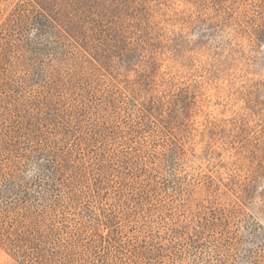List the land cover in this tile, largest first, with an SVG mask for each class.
Segmentation results:
<instances>
[{
  "label": "rangeland",
  "instance_id": "1",
  "mask_svg": "<svg viewBox=\"0 0 264 264\" xmlns=\"http://www.w3.org/2000/svg\"><path fill=\"white\" fill-rule=\"evenodd\" d=\"M35 7L0 0V69L12 83L0 88V133L16 126L5 120L9 106L13 120L44 109L30 102H44L49 88L38 74H47L61 108L81 110L72 124L80 139L109 117L118 135H135L110 141V150H141L137 164L121 157L111 174L134 182L128 199L82 197L61 221L106 234L92 214L112 216L118 264H264V0H108L109 12L94 18L100 26L86 23L92 31L80 39L39 34ZM101 141L94 153L85 146L88 160ZM1 148L5 171L24 164L27 146ZM17 175L31 196L0 201L1 233L13 237L43 192L33 168Z\"/></svg>",
  "mask_w": 264,
  "mask_h": 264
},
{
  "label": "trees",
  "instance_id": "2",
  "mask_svg": "<svg viewBox=\"0 0 264 264\" xmlns=\"http://www.w3.org/2000/svg\"><path fill=\"white\" fill-rule=\"evenodd\" d=\"M34 1L40 8L35 7L36 16L31 19L30 25L39 34L49 35L51 38L66 34L73 39H80L86 31H92V28L86 27V23L95 25L93 26L95 30L100 26L94 19L99 15L98 9L103 8L106 13L109 12L105 7L108 0ZM6 72L0 69V88L12 85L9 80L8 83L2 82L6 79ZM48 77L50 76L47 74H38V79L44 82V87L49 88L44 102L41 100L30 102L43 104L44 109L39 107L36 111L25 110V115L19 112L21 115L13 120L15 113H12L15 111L9 106L5 115L9 114L10 119L7 116L5 120L11 121L13 126H16L0 133L1 149L13 153L17 146L24 144L28 151L22 155L25 159L24 164L19 166V163H13L11 172L5 171L3 165H0V196L3 195L0 201L8 200L9 196H5L8 194L15 197L23 196L25 202H29L30 181H26V178L21 179L20 183L17 181V174L25 173L28 168H33L35 173L33 185L43 190L35 197L39 200L37 206L40 209L30 206L24 213L25 221L29 222V226L23 233L13 237L10 232L1 233L2 228H0V246L3 248L0 249V257L4 258L3 262L0 258V264H81L85 256L92 254L96 257L97 264H118L120 257L114 245L116 240L113 235L118 226L113 225L112 216L105 217L107 218L105 221L101 215L93 213L92 224L104 223L108 231L106 234L102 231L88 235L89 225H76L71 228L61 221L60 214L65 215L68 206L79 205L82 197L98 200L107 196L108 201H115L117 197L122 200L128 199L130 193H127V188L134 182L126 179L118 182L111 174L117 171L116 162H119L121 157H126L127 166H131L132 162V165L137 164L136 161L139 159L132 155L138 150H134V154L131 152L132 149L111 151L108 145L110 141L118 142V139L133 143L136 131L132 130L130 136L134 135L133 137L128 138L125 135L121 137L113 131L115 129L111 127L112 121L109 117H105L102 125L93 128L91 138L83 141L72 128L77 115H81L79 114L81 110L76 106L62 109L61 103L56 101V87H59L53 83L56 79L48 81ZM70 86L71 84L66 85V88ZM71 140L72 145L68 146ZM100 140L103 146L96 151V157L88 160L83 152L85 146L88 151L94 153L92 147ZM138 152L140 153L141 150L139 149ZM60 187L67 189V192L64 195L51 196V193L61 189ZM109 189L112 190L110 193ZM59 210L64 212L61 213ZM50 212L54 222L52 225L46 221ZM30 213L33 215L28 216ZM85 236H88V240ZM4 251L12 258L6 256Z\"/></svg>",
  "mask_w": 264,
  "mask_h": 264
}]
</instances>
